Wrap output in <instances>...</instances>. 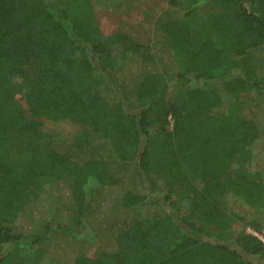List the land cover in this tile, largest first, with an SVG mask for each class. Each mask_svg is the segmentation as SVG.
I'll return each instance as SVG.
<instances>
[{
  "label": "trees",
  "instance_id": "trees-1",
  "mask_svg": "<svg viewBox=\"0 0 264 264\" xmlns=\"http://www.w3.org/2000/svg\"><path fill=\"white\" fill-rule=\"evenodd\" d=\"M150 29L105 36L92 0H0V264L39 245L57 264H264V0H166ZM42 120L81 130L31 141ZM164 183L186 213L127 222Z\"/></svg>",
  "mask_w": 264,
  "mask_h": 264
},
{
  "label": "rangeland",
  "instance_id": "rangeland-1",
  "mask_svg": "<svg viewBox=\"0 0 264 264\" xmlns=\"http://www.w3.org/2000/svg\"><path fill=\"white\" fill-rule=\"evenodd\" d=\"M92 2L96 11L98 28L103 35H110L117 31L127 32L135 39L146 44L149 41L151 22L155 15L164 8L166 0H92ZM212 9L213 6L211 4L205 3L199 6L190 17L189 21L192 35L196 39L202 36L203 22L200 23L201 17L211 14ZM112 53L115 63H119V50L114 49ZM249 59L256 67H262L264 65V49L252 51L249 55ZM247 95L249 98L250 95L245 94V96ZM17 99H19L24 106V101L20 95L17 96ZM79 130H81L80 125L78 126L68 121L42 120L40 130L42 135L33 138L31 141L59 139L63 136L75 134L79 132ZM162 189L171 197L170 201L165 200L157 193L151 194L148 199L150 204L140 208L135 214L129 217L127 222H144L145 220H151V218L154 220L155 218V220L165 223L167 220L165 215L166 212L171 213L173 215L172 217H177L186 213L189 196L180 193V188L175 183H164ZM112 192V194H116L114 190ZM100 201L101 198L99 196L94 197L90 203L91 207L97 206ZM224 207L230 212L245 211L243 206L239 205L237 201L230 197L225 199ZM248 231L258 236H264L263 231L261 233H256L250 229H248ZM48 248V245H39V247H35L32 253H30L29 258L35 260L38 264H57L47 255ZM95 251L96 248L92 247L87 250L86 254L93 257ZM6 264L10 263L7 262Z\"/></svg>",
  "mask_w": 264,
  "mask_h": 264
},
{
  "label": "built area",
  "instance_id": "built-area-1",
  "mask_svg": "<svg viewBox=\"0 0 264 264\" xmlns=\"http://www.w3.org/2000/svg\"><path fill=\"white\" fill-rule=\"evenodd\" d=\"M263 234H264V231H263ZM257 237L262 241V242H264V236L263 235H257Z\"/></svg>",
  "mask_w": 264,
  "mask_h": 264
}]
</instances>
